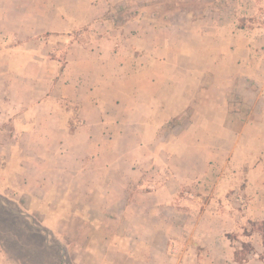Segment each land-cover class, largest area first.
Segmentation results:
<instances>
[{"label": "crops", "instance_id": "crops-1", "mask_svg": "<svg viewBox=\"0 0 264 264\" xmlns=\"http://www.w3.org/2000/svg\"><path fill=\"white\" fill-rule=\"evenodd\" d=\"M0 264H264V0H0Z\"/></svg>", "mask_w": 264, "mask_h": 264}, {"label": "built area", "instance_id": "built-area-1", "mask_svg": "<svg viewBox=\"0 0 264 264\" xmlns=\"http://www.w3.org/2000/svg\"><path fill=\"white\" fill-rule=\"evenodd\" d=\"M238 200H239L240 202H242V203L244 202L243 199H242V197H238Z\"/></svg>", "mask_w": 264, "mask_h": 264}, {"label": "rangeland", "instance_id": "rangeland-1", "mask_svg": "<svg viewBox=\"0 0 264 264\" xmlns=\"http://www.w3.org/2000/svg\"><path fill=\"white\" fill-rule=\"evenodd\" d=\"M63 247H64V245H63ZM64 251H66V250H64Z\"/></svg>", "mask_w": 264, "mask_h": 264}]
</instances>
